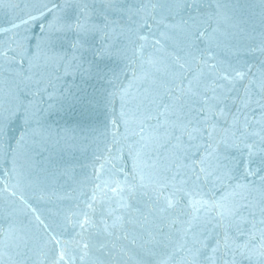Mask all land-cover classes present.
<instances>
[{"label": "snow or ice", "instance_id": "1", "mask_svg": "<svg viewBox=\"0 0 264 264\" xmlns=\"http://www.w3.org/2000/svg\"><path fill=\"white\" fill-rule=\"evenodd\" d=\"M149 4L133 10L117 0H62L47 9L54 21L37 52L20 44L21 60L43 54L99 86L76 97L84 114L119 95L120 120L137 125L139 147L131 182L104 179L101 168L83 199L69 208L52 202L60 231L36 215L34 232L0 247V264H264V120L253 124L247 115L253 103L264 109V73L252 79L251 68L213 49L199 28V0ZM4 6L11 5L0 0ZM206 39V47L196 43ZM112 60L128 61L127 87L108 68ZM10 75L26 73L12 68ZM241 82L243 96H233ZM38 117L25 110L29 127Z\"/></svg>", "mask_w": 264, "mask_h": 264}, {"label": "water", "instance_id": "2", "mask_svg": "<svg viewBox=\"0 0 264 264\" xmlns=\"http://www.w3.org/2000/svg\"><path fill=\"white\" fill-rule=\"evenodd\" d=\"M199 2L204 5L199 28L207 30L213 49L233 64L245 70L251 68V78L258 79L264 73V0ZM6 3L11 6L0 7V53L7 52L6 57H0V121L4 127L0 137V247L6 242H19L20 237L26 239L34 232L36 215L60 231L48 212L52 202L69 208L74 197L83 199L82 193L91 189L101 168L104 179L111 175L131 182L135 176L133 152L139 147L137 125L126 127L120 120L119 95L107 109L100 107L84 114L75 102L76 97L84 88L93 91L99 87L94 81H85L61 61L50 60L43 54L31 64L20 59L21 43L25 52H37L45 25L54 21V12L47 9L58 10L62 0H6ZM117 3L135 10L149 4V0H117ZM29 14L35 18L24 24L22 21L29 19ZM142 31L148 34V29ZM196 43L206 47L209 41ZM128 55L132 57L131 46ZM13 60L15 63L9 68V61ZM125 64L127 60H112L107 66L119 76L117 83L123 81L127 87L131 73L126 72ZM12 68L26 75L13 80ZM245 87L243 82L238 84V92L233 96H243ZM259 98L257 95L254 99ZM25 110L39 111L38 122L33 120L30 127L25 123ZM247 115L255 124L264 120V109L253 103ZM41 194L45 199L40 198ZM65 196L70 198L62 199ZM13 221L14 233L9 231ZM5 264L12 262L6 260Z\"/></svg>", "mask_w": 264, "mask_h": 264}]
</instances>
